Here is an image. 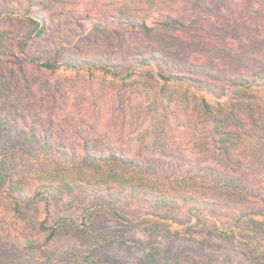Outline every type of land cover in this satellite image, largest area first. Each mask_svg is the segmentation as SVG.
<instances>
[{"label": "rangeland", "instance_id": "rangeland-1", "mask_svg": "<svg viewBox=\"0 0 264 264\" xmlns=\"http://www.w3.org/2000/svg\"><path fill=\"white\" fill-rule=\"evenodd\" d=\"M17 1L0 0V10ZM146 1L40 0L37 8L48 27L44 37L34 42L65 54L92 49L112 53L121 50L127 37L135 40L132 52L161 53L158 48L162 47L161 54L178 63L264 80V0H150L156 4L152 10ZM126 16L150 20L170 16L181 24L167 29L156 26L151 33L119 26L104 36L92 35L89 28L81 32L74 24L81 20L87 25L101 18L115 26L117 18ZM30 29L17 17L0 23V159L8 149L23 157L29 171L19 172L18 184L38 183L32 172L38 166L41 171L64 166L53 151L42 150L47 136L61 141L65 151L71 146L78 150L87 139L96 150L123 153L164 169L188 172L197 167L264 187L263 92L244 90L212 110L224 123L223 129L232 132L226 157L219 147L226 143L214 141L206 128L210 123L198 112L193 96L181 100L177 93L161 90L152 70L124 83L98 72H50L21 53L24 34ZM69 33L73 37L66 41ZM137 42L145 47L137 48ZM32 145L38 153L28 158L25 150L34 149ZM62 195L56 201L60 211L55 214L74 213L84 203L76 193ZM44 204L41 200L25 208L20 230L0 226V264H82L81 256L90 251L111 264H149L145 247L153 249L159 264H264L259 250H246L240 242L228 243L214 232H204L207 241L199 244L190 240L191 233L181 224L171 226L180 237H165L168 223L154 215L137 219L133 205L123 202L121 209L129 221L94 206L92 232L63 218L46 246L49 259L43 262L25 244L34 237H45L31 220ZM192 229L195 234L201 227Z\"/></svg>", "mask_w": 264, "mask_h": 264}, {"label": "trees", "instance_id": "trees-1", "mask_svg": "<svg viewBox=\"0 0 264 264\" xmlns=\"http://www.w3.org/2000/svg\"><path fill=\"white\" fill-rule=\"evenodd\" d=\"M39 3L40 0H18L0 10V23L17 17L31 27L24 34L20 46L21 53L29 61L38 62L40 67L50 72L69 70L89 75L98 72L122 83L142 75L144 70H152V76L161 90L177 93L181 100L193 96L198 112L203 113L210 123L206 128L211 131L214 141L226 143V146L219 147L222 155L229 157L227 142H230L232 132L223 129L224 123L212 110L220 109L226 101L237 98L244 90L264 93V80L218 72L202 65L178 63L162 55V47L158 48L161 53L155 50L144 52L143 49L141 52H132L135 40L127 37L122 42L121 50L112 53L92 49L84 54H65L56 48L39 47L36 45L38 42L34 41L42 39L48 27L44 15L37 8ZM146 4L149 10L156 6L150 0ZM114 22L115 26H108L107 20L94 18L87 25L81 20L74 24L81 32L89 28V32L95 36L107 35L119 26L135 32L151 33L156 26L167 29L181 24L177 18L170 16L162 20L126 16ZM262 36L264 39V29ZM72 37L73 34L69 33L65 40ZM136 47L145 46L137 42ZM218 120L221 124H217ZM43 139L42 150L53 151L64 166L44 171L39 166L32 169L33 177L38 182L36 184H18L16 177L19 172L24 173L29 168H25L23 157L14 150L8 149L0 159V188L3 186L0 189L1 227L20 230L24 225L22 216L25 208L45 200L42 211L31 219L45 237H34L25 244L26 250L41 261L49 259L46 246L53 239L63 218L92 232L94 206L123 222L130 220L122 211L121 202L133 205V216L137 219L154 215L158 220L168 223L170 226L166 227L165 237H180L181 234L171 226L180 227L182 224L191 233L190 240L199 244L207 241L204 232H214L228 243L240 242L246 250H259L264 256V187L250 186L222 172L198 171L197 167L188 172L164 169L150 162L137 161L123 153L96 150L87 139L81 141L78 150L71 146L67 147V151L62 149L61 141L49 140L47 136ZM245 146L248 147L247 144ZM25 151L28 158L38 153L36 148ZM66 193L83 196V205L74 213L67 211L63 215L55 214V211H60L56 204L58 197ZM55 205V210H52ZM192 219L196 223L188 224ZM194 225L201 227L195 234L192 233ZM145 249L148 263L159 264L153 249ZM80 262L111 264L105 257L94 256L92 251L81 256Z\"/></svg>", "mask_w": 264, "mask_h": 264}]
</instances>
